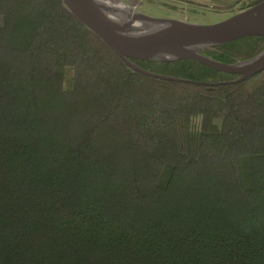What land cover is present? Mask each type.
Listing matches in <instances>:
<instances>
[{"label": "trees", "instance_id": "obj_1", "mask_svg": "<svg viewBox=\"0 0 264 264\" xmlns=\"http://www.w3.org/2000/svg\"><path fill=\"white\" fill-rule=\"evenodd\" d=\"M131 62L189 82L132 71L62 0H0V264H264V71Z\"/></svg>", "mask_w": 264, "mask_h": 264}, {"label": "water", "instance_id": "obj_2", "mask_svg": "<svg viewBox=\"0 0 264 264\" xmlns=\"http://www.w3.org/2000/svg\"><path fill=\"white\" fill-rule=\"evenodd\" d=\"M62 1L70 12L117 53L132 71L140 74L174 83L189 82L146 72L135 66L131 62L132 59L155 62L194 60L216 71L241 76L236 83H242L264 71V52L247 62L234 65L216 62L201 54L204 49L220 47L247 37L264 38V1L221 24L212 26L157 20L145 17L137 11V17H129L126 20L128 25L121 26L115 19L116 14L97 0ZM119 14L122 17L124 11H119ZM137 20L142 21L144 25L132 27Z\"/></svg>", "mask_w": 264, "mask_h": 264}, {"label": "rangeland", "instance_id": "obj_3", "mask_svg": "<svg viewBox=\"0 0 264 264\" xmlns=\"http://www.w3.org/2000/svg\"><path fill=\"white\" fill-rule=\"evenodd\" d=\"M110 4L111 0H103ZM145 17L157 20L181 21L201 26L221 24L238 14L240 7L224 6L196 7L180 5L173 0H118Z\"/></svg>", "mask_w": 264, "mask_h": 264}, {"label": "bare ground", "instance_id": "obj_4", "mask_svg": "<svg viewBox=\"0 0 264 264\" xmlns=\"http://www.w3.org/2000/svg\"><path fill=\"white\" fill-rule=\"evenodd\" d=\"M112 2H110V4H105L103 0H97L98 3L103 4L105 6H108L111 9V12L113 14H116L115 19L117 20V22L122 26H127V19L129 17H137V14L134 12V10L129 9L128 7H126L125 5L121 4V2H119L118 0H111ZM124 11V15L122 17H120L121 15L119 14ZM114 18V17H113ZM144 25L142 21H135L134 25L132 27H138V26H142Z\"/></svg>", "mask_w": 264, "mask_h": 264}, {"label": "crops", "instance_id": "obj_5", "mask_svg": "<svg viewBox=\"0 0 264 264\" xmlns=\"http://www.w3.org/2000/svg\"><path fill=\"white\" fill-rule=\"evenodd\" d=\"M180 5L196 7H213V6H231L235 5L238 0H173Z\"/></svg>", "mask_w": 264, "mask_h": 264}]
</instances>
